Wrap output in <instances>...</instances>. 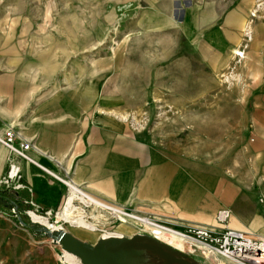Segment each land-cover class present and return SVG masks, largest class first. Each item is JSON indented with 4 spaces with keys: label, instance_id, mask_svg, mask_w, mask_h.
I'll return each instance as SVG.
<instances>
[{
    "label": "crops",
    "instance_id": "0c3cea01",
    "mask_svg": "<svg viewBox=\"0 0 264 264\" xmlns=\"http://www.w3.org/2000/svg\"><path fill=\"white\" fill-rule=\"evenodd\" d=\"M232 32L229 25L211 26L192 44L205 62L218 64L232 45L242 48ZM251 48L252 72L242 76L235 98L225 88L220 95L205 89L203 104L195 88L166 91L149 82L134 88L115 56L56 74L50 64L0 49V134L12 125L32 159L0 144V179L13 159L27 186L17 190L27 196L19 203L28 198L54 211L75 188L173 228L264 236V35L256 32ZM166 96L178 99L158 102ZM163 113L171 116L157 115ZM222 209L230 212L224 224L216 220Z\"/></svg>",
    "mask_w": 264,
    "mask_h": 264
},
{
    "label": "rangeland",
    "instance_id": "374dc122",
    "mask_svg": "<svg viewBox=\"0 0 264 264\" xmlns=\"http://www.w3.org/2000/svg\"><path fill=\"white\" fill-rule=\"evenodd\" d=\"M215 25L231 26L232 35L238 37L242 48L239 52L232 45L218 64L216 61L210 65L192 43L195 36L200 42L203 31ZM256 32L264 35V0H0V49L4 48L7 55L12 56L14 52L13 55L18 56V52H22L38 65L50 64L56 74L70 66H81L82 62L87 64L95 57L115 56L118 67L134 88L146 87L148 82L151 88L166 91L180 89L187 93L195 88L197 104L205 103L204 96L199 97L205 89L220 95V90L225 88L230 91V98H235L242 76L252 72L251 47ZM204 55L208 56L205 50ZM158 76L166 80L160 81ZM174 99L178 98L166 96L158 102L165 105L175 103ZM179 99L180 104H188V96ZM157 115L171 116L168 113ZM136 116L135 120L143 119L140 113ZM188 116V113L182 114L184 120ZM0 186H4L0 193L9 197L15 192L18 199L27 197L24 191L18 196L19 189ZM70 191L54 211L39 209L28 198L17 205L0 203V264L62 263L58 257L60 247L44 233L47 226L31 219L28 212L32 211L45 217L48 223L62 225L64 230L90 243L104 234L152 236L149 229L139 224L141 219H149L173 231L183 232L189 228H173L149 216L112 206L140 218L126 217L122 221L89 199L74 200L73 209L90 217L89 222L96 225V231L89 232L70 226L59 214ZM48 211L52 214H45ZM55 212H59L57 216ZM190 249L188 246L182 252L202 264H241L216 253L203 258L198 253H190Z\"/></svg>",
    "mask_w": 264,
    "mask_h": 264
},
{
    "label": "built area",
    "instance_id": "2783aa9c",
    "mask_svg": "<svg viewBox=\"0 0 264 264\" xmlns=\"http://www.w3.org/2000/svg\"><path fill=\"white\" fill-rule=\"evenodd\" d=\"M17 139L18 136L14 132L13 126H8L3 131V133L0 134V144L6 147L10 154L19 156L28 161H32L27 153V151L30 149V145L21 140L17 142ZM20 177L21 175L19 166L13 161V159H9L8 171L6 173V176L0 179V185L3 184L7 187L11 186L13 189H24L25 185L20 182ZM87 198L88 197H86L85 199ZM30 202L32 203V201ZM102 207L106 210H109L114 216H118L120 219H123L122 221H125L126 217H133L140 220V218L133 216L129 212L117 209L110 205L103 204ZM58 213L59 212H55V215L57 216ZM45 214L51 215L52 211L45 212ZM229 215V210H219L216 215V220L219 223H226ZM155 225L161 228L170 229V227L158 223H155ZM59 226L61 227L56 231L60 232L61 230H64L62 228V225ZM176 232L185 238V241L191 248L189 250L190 253H198L203 258H208L211 253H216L233 260L234 258L231 257L233 253L237 252L239 254H245L248 252V249L253 248L254 250H259V255L257 257L260 259H264V236H255L245 231L230 228H227L222 232H216L213 229L203 227H189L186 230H183V232ZM44 233L47 235L46 231ZM51 242H53L52 238ZM240 262L242 264H249L247 262Z\"/></svg>",
    "mask_w": 264,
    "mask_h": 264
},
{
    "label": "water",
    "instance_id": "95a60500",
    "mask_svg": "<svg viewBox=\"0 0 264 264\" xmlns=\"http://www.w3.org/2000/svg\"><path fill=\"white\" fill-rule=\"evenodd\" d=\"M44 231L53 239L52 243L74 255L80 264H202L186 258L181 250L147 234L137 233L129 237L112 235L90 243L66 230L58 232L47 228ZM151 255L157 256L162 262H154Z\"/></svg>",
    "mask_w": 264,
    "mask_h": 264
},
{
    "label": "bare ground",
    "instance_id": "6f19581e",
    "mask_svg": "<svg viewBox=\"0 0 264 264\" xmlns=\"http://www.w3.org/2000/svg\"><path fill=\"white\" fill-rule=\"evenodd\" d=\"M86 197H88L87 199H89V201H91L92 203H95L99 206H103V204L101 202L94 200L93 198L87 196L84 193L80 194V192H77V190L75 188H73L70 191V195L66 199V204L63 208V211L60 212L59 214H60L62 220H64V222L69 223L70 226L78 227L80 229H84V230H87L89 232L90 231L92 232V231H96V229H97L96 225L93 224L92 222H89L90 218H88L87 215H85L84 213H80L81 211L80 212L75 211L72 207L74 200H80L81 202H85ZM97 205H96V207H97ZM29 215L33 221L41 223V224L47 226L48 228H51L52 230H56V229H59L61 227V226H56V225H52L51 223H48L45 220V217L43 218V216H41V215H39L33 211L29 212ZM140 222L141 223H139V224L141 226L149 229L150 234L153 237H155L156 239L164 241L165 243H167V244H169V245H171V246H173L176 249L181 250V251H184L188 247L187 242L185 241V238L182 237L181 235H179L176 231L161 228V227L155 225V223L151 222L149 219L148 220L147 219H141ZM106 236H112V235H110V234L109 235L108 234L103 235V237H106ZM114 236H117V235H114ZM118 236H121V235H118ZM258 252H259L258 249L254 250L253 248H250V249H248V252L245 254H239V253L235 252L231 255V257L234 258L233 259L234 262L241 263L240 261H242L244 263L247 262L249 264H264V259H260L257 257L259 255ZM58 255H59L58 256L59 260L64 264H79L78 258H76L72 254L64 252L63 250H61L58 253Z\"/></svg>",
    "mask_w": 264,
    "mask_h": 264
},
{
    "label": "trees",
    "instance_id": "16d2710c",
    "mask_svg": "<svg viewBox=\"0 0 264 264\" xmlns=\"http://www.w3.org/2000/svg\"><path fill=\"white\" fill-rule=\"evenodd\" d=\"M17 192L13 194L12 197L5 195L4 193H0V203L6 205H17ZM23 223V222H21ZM24 224V223H23ZM25 225V224H24Z\"/></svg>",
    "mask_w": 264,
    "mask_h": 264
},
{
    "label": "flooded vegetation",
    "instance_id": "af4514ba",
    "mask_svg": "<svg viewBox=\"0 0 264 264\" xmlns=\"http://www.w3.org/2000/svg\"><path fill=\"white\" fill-rule=\"evenodd\" d=\"M151 257V259L154 261V262H156V263H161L162 262V260L161 259H159L157 256H155V255H151L150 256ZM186 258H187V256H185Z\"/></svg>",
    "mask_w": 264,
    "mask_h": 264
}]
</instances>
